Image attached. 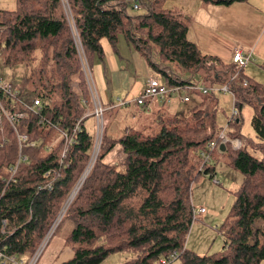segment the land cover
Segmentation results:
<instances>
[{
	"label": "trees",
	"instance_id": "1",
	"mask_svg": "<svg viewBox=\"0 0 264 264\" xmlns=\"http://www.w3.org/2000/svg\"><path fill=\"white\" fill-rule=\"evenodd\" d=\"M203 1L231 5L244 0ZM66 2L68 6L64 0H17L13 9L0 8V67H31L14 85L17 93L0 91L6 112L15 116L10 121L0 115L4 259L33 257L64 209L45 246L63 224L70 225L65 245L74 255L61 264H102L117 253L128 256L126 264H153L172 251L178 252L177 264H261L264 227L255 228V223L264 220V156H255L245 145L217 150L244 176L221 225L223 248L200 254L186 246L195 219L191 186L200 175L215 174L211 158L201 169V153L216 151L208 144L218 141L222 131L213 96L190 100L189 120L159 113V129L151 134L128 131L114 139L104 126L97 157L68 204L92 161L97 126V121L88 122L96 119L95 104L76 35L91 69L104 60L102 40L107 38L117 50L123 35L169 86L193 84L190 77L201 71L212 83L227 84L239 107L229 119L232 139L241 137L239 113L249 104L254 108L252 126L264 142V84L247 77L245 67L205 53L190 40L191 19L168 6V0H140L145 9L133 12V0ZM34 98L40 105L27 108ZM19 112L24 115L17 117ZM16 128L28 137L21 146ZM117 145L123 169L106 160Z\"/></svg>",
	"mask_w": 264,
	"mask_h": 264
},
{
	"label": "crops",
	"instance_id": "2",
	"mask_svg": "<svg viewBox=\"0 0 264 264\" xmlns=\"http://www.w3.org/2000/svg\"><path fill=\"white\" fill-rule=\"evenodd\" d=\"M170 2L172 9H176L191 19L188 37L205 53L231 62L235 49L239 47L245 52L251 53L252 62L262 61L258 67L255 63L250 62L244 71L247 77L264 84L259 79V77H264V73L260 72L261 69L264 70V0L237 1L231 5L207 3L203 0H168V3ZM108 55L112 58L110 64L106 63ZM118 55L122 59L128 60L129 67H124L119 63L116 58ZM249 65L254 68L248 67ZM95 67L98 68L95 75L101 102L106 111L113 113V116L109 114L110 122L105 119L107 127L114 120V115L119 114L123 124L122 136L131 131L132 126L128 125L131 120L141 121L142 117L143 120L151 121L156 125L159 113L163 110L169 113L168 103L177 104L173 100L165 101L158 98L147 99L143 105L134 102L142 94L149 77L153 75V70L146 59L125 42L119 41L117 50L110 49L108 52L105 50L104 60L95 63L93 69ZM134 89L139 90V94L136 98H131L132 102L129 105L136 104L140 108L136 105H133L136 108L123 105L119 100V98L128 100L127 94ZM119 92H127V94L116 97V93ZM122 108L125 109L121 111ZM92 120L90 119L88 122L90 123ZM107 136L114 139L119 138L116 135L109 136L108 134ZM54 238L48 247L50 254L44 258V253L48 250L45 249L36 264H61L73 257L74 251L65 245V238L59 237L55 240Z\"/></svg>",
	"mask_w": 264,
	"mask_h": 264
},
{
	"label": "rangeland",
	"instance_id": "3",
	"mask_svg": "<svg viewBox=\"0 0 264 264\" xmlns=\"http://www.w3.org/2000/svg\"><path fill=\"white\" fill-rule=\"evenodd\" d=\"M151 0H143V2H149ZM255 1V0H252ZM172 3H168V6H170ZM17 5V0H0V8H9L13 9ZM68 6V5H67ZM180 6V5H179ZM68 8V7H67ZM145 7H142L138 11H143ZM130 12L137 11L136 9L132 8V6L129 8ZM78 36L76 35V43H78ZM119 41L125 42L128 46L130 45L125 36L121 35ZM103 46L106 50V52L110 51V49H114L110 43V41L107 38H104L102 40ZM131 46V45H130ZM104 50V51H105ZM119 63L124 67H129L128 60L122 59L119 55L116 56ZM112 62V58L108 55V58L106 59V63L110 64ZM255 63V62H252ZM251 63V64H252ZM262 61H258L255 63V65L258 67V64L261 65ZM95 66V64H94ZM248 67L254 68L252 65H249ZM96 70L98 71V68L95 67L92 71H94V81L97 88L98 96L99 95V86L97 85L96 80ZM31 71V67L29 66H23L19 65L15 68H4L0 67V78L12 82L14 85H18L21 82L22 75L24 73L29 74ZM262 73H264V70L261 69ZM237 74V71H236ZM235 74V75H236ZM192 83L197 84L200 87H206L208 89L215 88L217 86L218 88L221 87L222 83L214 82L212 83L211 80L207 78L205 73L201 71L198 75H193L190 77ZM259 79L264 82V77H259ZM214 85V87H213ZM188 86V85H187ZM185 87H181L180 91L173 95L171 98V101L173 100L177 104L174 105L172 103H168L167 108L169 110V113L164 111V115H171V113H175L177 115H180L186 119H191L192 112L190 110L191 106L190 103L195 101H201L205 96H213L212 103L216 101V107H217V122L218 125L221 127L222 130L225 131L226 135L229 136V131L232 129V127L229 124V119L232 117L233 108H234V95L230 91H222V90H210V95H207L203 93L202 90H193ZM190 94V96L193 98L192 102H185L181 98L184 96V94ZM127 92H119L116 93V97L120 95H126ZM139 94V90H133L130 93L127 94L128 100H132L131 98H136ZM191 98V99H192ZM121 98H119L120 100ZM136 105V104H133ZM133 105H127V106H133ZM125 106V107H127ZM137 106V105H136ZM140 108L139 106H137ZM193 107V106H192ZM133 108H136L133 106ZM237 110L239 107H236ZM125 108H122L121 111H123ZM254 113V108L250 106L249 104H244L240 114V117L242 119V126H241V141L243 145H245L248 150L254 154L255 156L261 158L264 156V142L260 141V139L257 137L256 132L252 126V117ZM109 114L110 116H113V113H109L108 111L104 112V126L105 127V133L106 135H116L120 138L122 136V120L120 119L119 114L114 115V120L110 123V125L107 127L106 120H109ZM94 120V125L96 124V119L92 118ZM132 119V118H131ZM141 121H135L131 120L128 122V125L132 126L131 132H137L141 131L145 134H151L156 132L159 129V125H155L151 121H145L140 118ZM110 122V120H109ZM137 122V123H135ZM92 128V125H89ZM95 136L97 134V130L94 128ZM211 162L214 164L216 173L212 177L210 174H202L200 177L194 181V183L191 186V198H192V204L199 211L195 214L194 222L191 226V229L187 236L186 246L194 250L200 254L205 253H214L218 252L223 248L224 244V235L221 231V225L228 215L231 206L234 203L235 200V194L234 190L240 187L244 180V176L242 173L230 166L227 163V159L225 156H223L221 153H218L216 150L211 155ZM107 162L111 164L117 165L120 169H123V166L121 164L123 160V152L121 146L117 145L107 156ZM86 179V178H85ZM84 179V180H85ZM83 180V182H84ZM218 181V182H216ZM83 184V183H82ZM78 186H76L77 188ZM77 190V189H76ZM75 190V191H76ZM79 190V189H78ZM75 192H73L74 194ZM72 194V196H73ZM75 197V196H74ZM71 199V197H70ZM69 199V200H70ZM68 200V202H69ZM204 207L205 211L201 212V208ZM66 211V210H65ZM64 209L60 213L59 217L60 219L65 213ZM58 217V218H59ZM57 221V220H56ZM60 220L58 221V223ZM55 222L50 230L49 235L47 238L51 236L54 229L57 227L58 223ZM263 228L264 227V220H258L255 223V228ZM70 225L68 223L63 224L57 231V234L54 238L58 239L59 237H66L67 234L70 231ZM47 238L44 239V241H47ZM261 240H263V237L260 236ZM53 240V241H54ZM43 241V242H44ZM48 242V241H47ZM47 244V243H46ZM46 246V245H45ZM45 249V247H44ZM46 252L44 253L43 257L46 258L49 254V248H47ZM43 251L40 255L42 256ZM39 257V259H40ZM42 257V258H43ZM128 256L126 254L120 255V253L111 255L106 261H104L102 264H126ZM38 259V260H39ZM172 264H177L173 262ZM261 264H264V261L261 262Z\"/></svg>",
	"mask_w": 264,
	"mask_h": 264
},
{
	"label": "built area",
	"instance_id": "4",
	"mask_svg": "<svg viewBox=\"0 0 264 264\" xmlns=\"http://www.w3.org/2000/svg\"><path fill=\"white\" fill-rule=\"evenodd\" d=\"M64 2L66 3L67 6V2L66 0H64ZM133 8L138 10L142 8V3L140 2V0H133ZM78 39V46L80 48V52L82 55V64H83V69L84 72L86 74V78L89 84V88L91 91V94L93 96V100H94V104H95V110L93 112V114L96 116V121H97V126H96V130H97V134H96V144H95V148H94V152H93V157H92V161L90 163V165L88 166L84 176L82 177V180L80 182L83 183V180L86 178L87 174L89 173L95 158L97 157V154L99 152L100 149V144H101V140H102V136H103V129H104V111L106 110V108L103 106L100 97L98 96V92H97V88L95 85V81H94V74H93V69L90 68L85 56H84V51L83 48L81 46L79 37ZM253 61V57L251 55V53L245 52L243 49L241 48H236L231 62L234 63L237 68L241 69L242 67H246L247 64H249L250 62ZM238 74V72H237ZM236 74V75H237ZM236 75L233 76L236 77ZM180 86H169L163 79L162 77L153 72V75L151 77H149L147 84L145 86V88L143 89L142 94L134 100L135 103L139 104V105H143L145 104L147 99L150 98H158L160 100H166V101H170L172 96L177 94L180 91ZM187 88L189 89H193V90H202L203 93H208L210 90H222V91H230V88L227 84L225 85H221L220 88H218L217 86H215V88H211L208 89L206 87H200L197 84L193 83L187 86ZM4 90L8 93H17L15 92V87L14 84L10 81L4 80L2 78H0V91ZM231 92V91H230ZM183 101L185 102H189L191 100V96L189 94L184 95L181 98ZM132 101H128L126 99H120V103L123 105H129ZM33 103V104H32ZM40 99L38 98H34L32 99V102L29 106V104H25V106L27 108H31L34 106H38L40 105ZM236 99L234 96V108H233V113H232V118L236 117L238 115V110L236 108ZM5 114L10 121H13L15 116L14 115H10L8 114V112H6L2 102H1V98H0V115L1 114ZM24 114L22 112H19L18 114H16L17 117H22ZM79 127V123L78 126L76 128ZM16 132H17V136L19 139V143L20 146L22 145V142L24 140H26L28 137L26 134L21 133L17 130L16 128ZM226 144H231L233 146L234 149H240L243 146L242 141L239 138L236 139H232L230 138L228 135H226L225 131L222 130L219 134L218 137V141H211L208 144V147L210 150H220L222 145H226ZM202 157L203 160L201 162V169H203L204 164L210 160L211 156L210 154L206 151V152H202ZM21 157L19 158L20 161ZM18 166V165H17ZM17 167H14L12 170V176L14 175V173L16 172ZM218 182V181H216ZM47 186L49 188H51V183L47 184ZM201 212L204 211V208L200 209ZM199 211H197V209H195V214L198 213ZM60 220V217L57 219V223ZM56 223V224H57ZM49 238H47L48 241ZM47 241L45 240L39 247V249L37 250V252L35 253V255L33 257H31L29 260H23L20 259L18 257L15 256H11V257H7L6 259H4V255L2 253H0V264H6V262H9V264H36L42 251L44 250V247L47 243ZM178 257V252L177 251H172L168 256L166 257H162L158 260H156L153 264H171L172 262H174L175 259H177Z\"/></svg>",
	"mask_w": 264,
	"mask_h": 264
},
{
	"label": "bare ground",
	"instance_id": "5",
	"mask_svg": "<svg viewBox=\"0 0 264 264\" xmlns=\"http://www.w3.org/2000/svg\"><path fill=\"white\" fill-rule=\"evenodd\" d=\"M81 185H82V182L79 183L78 187L76 188L77 190L75 191V193L73 194V196H72L71 199L69 200L68 204H70V203L72 202L74 196L76 195V193H77L78 189L81 187Z\"/></svg>",
	"mask_w": 264,
	"mask_h": 264
},
{
	"label": "water",
	"instance_id": "6",
	"mask_svg": "<svg viewBox=\"0 0 264 264\" xmlns=\"http://www.w3.org/2000/svg\"><path fill=\"white\" fill-rule=\"evenodd\" d=\"M225 145H222L221 147L223 148ZM68 206V205H67ZM67 206H65V207H67ZM65 211V210H64Z\"/></svg>",
	"mask_w": 264,
	"mask_h": 264
}]
</instances>
